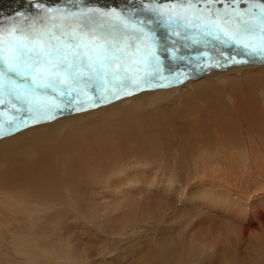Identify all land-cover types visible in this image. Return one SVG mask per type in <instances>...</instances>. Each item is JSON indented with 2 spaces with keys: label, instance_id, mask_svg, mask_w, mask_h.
Segmentation results:
<instances>
[{
  "label": "bare ground",
  "instance_id": "1",
  "mask_svg": "<svg viewBox=\"0 0 264 264\" xmlns=\"http://www.w3.org/2000/svg\"><path fill=\"white\" fill-rule=\"evenodd\" d=\"M65 1L67 2L65 7L48 9L75 11L69 6H84L78 4L77 0ZM31 2L32 0H0V10L2 7V12L12 11L14 15H18L17 17L29 16V13L40 10V5L36 7L37 10H32ZM84 2L90 7L109 11L113 8L118 11L135 10L142 6V0H122V2L84 0ZM143 2L146 3L147 0ZM158 28L160 27L156 29ZM191 36L192 34L190 36L188 34L187 38L192 39ZM171 37L173 38L172 34L162 38L156 37L158 54L164 68L163 73L167 75H172L171 72L177 68L182 69L180 66L184 64L186 68L182 69L181 77H163L161 78V80L165 79L163 84L157 83L158 78L154 83L159 84V87L144 86L142 90L135 91L139 93L138 96H122L120 99L112 100L111 104L105 102L80 112L69 105L54 120H41L33 124L29 118V127L20 131L9 132L5 126V134L0 137V264H95L96 260L104 262L105 257L113 251L109 249L104 237V239L96 238V232L93 231L95 226L102 224L101 229L105 233L107 231L106 234L113 232L114 236H122L125 230H128H124L125 227H135L139 221L152 218L154 201L146 199L144 193H150L151 186L156 184L152 181L144 183L142 179L136 178L133 182L131 181L132 184L130 180L128 183H119L117 187L112 186L109 192L104 193L98 191L101 188L98 185L101 183L99 181L97 184V179H102L115 171L114 167L112 170L114 163L120 165V163L128 162V159L131 156L134 158L135 153L141 149H146L147 155L144 156L141 153L142 155L137 157L146 158L147 156L149 159L143 160L155 165L163 163L173 168L164 169L167 174L179 175L178 192H184V188L187 187L189 179L186 182V179L182 181V178H186L188 174L192 175V180L199 182L205 176H211V179L223 182L229 180L238 183L248 182L252 178L256 182L254 192L264 189V62L247 58L246 63H225L219 51H210L218 56L216 60L208 56V61H215L212 63L213 68L197 67L195 63L187 61L193 54L204 57V50L201 47L193 48L191 44L185 43L189 42V39L183 35L175 37L174 42ZM168 40L171 43L169 45H167ZM199 42H204V39L202 38ZM201 46L209 48L204 43ZM230 50L233 52L229 53ZM234 51L235 49H223L224 54L235 55ZM200 60L202 59L197 62ZM217 60L224 62H221L220 66H215ZM187 64L194 66L189 68ZM187 76L189 79L185 80ZM199 76H204V79L197 80ZM173 78H178L177 83L184 82L187 86L180 89L174 88L177 83H169ZM0 108L9 111L7 116L1 114L4 118L0 116V123L6 125L14 114V107L9 104L8 99H4V104L0 105ZM15 114L20 116V113ZM175 124L177 128L178 125L179 128L185 124L191 125H186L187 128L184 127L181 130L184 132L188 131V128L195 130L193 140L187 137L192 142L184 138L187 136L186 132L184 136L180 129V133L175 131L177 130ZM232 124L233 126L235 124V128ZM238 124L241 127L240 137H238ZM167 132L180 134V137L182 134V139L178 135L175 139L176 137L180 140L184 139L183 143L176 141L177 143L179 141L178 146L175 143L176 148L181 151L178 155L176 148L171 149L172 152L171 147L165 144L169 149L165 146L169 160L167 157L164 158L166 152H162L164 156L160 157L158 147L150 144L162 133L166 136ZM188 132L189 136L190 131ZM225 132L229 134L236 132V134L223 137L225 134L222 135V133ZM185 139L186 143H184ZM162 140L164 138L160 141ZM189 142L192 143L191 146ZM169 145H171L170 142ZM127 155L130 157L128 158ZM131 159H129L130 162ZM171 187L169 188L172 190ZM197 190L196 193L199 195L195 193L197 197L193 200L185 196V199L181 201L184 208L167 203L169 201L157 202L158 207L166 208L164 212H171L170 223L174 221L179 227L175 229L178 231L176 237H179L182 243L184 242V248L182 247L181 252H178L180 261L176 264H194L195 259L198 262L202 255L213 253L218 243L227 245L229 248L232 243L228 244V238L235 234L239 228H236L238 225L243 227L242 220L247 214L244 210V201L241 202L242 199L237 201L236 198L234 200L235 195L231 193L230 196L221 199L202 187ZM173 193L172 196L177 194L174 191ZM161 194H164L163 191ZM164 195L163 198H165ZM99 196L102 198L100 199ZM102 200L106 202L103 203ZM155 210L157 211V207ZM104 215L109 219L104 220ZM259 216V220L263 221L264 217ZM252 221L246 222L247 228L252 226ZM79 222L90 225V233L95 235L94 239L85 240L81 238L82 235L73 233L81 227ZM263 223L264 221L260 225ZM106 226L109 229H106ZM259 227L261 228L262 225ZM162 229L165 230V226ZM111 230L114 231L110 232ZM262 242L259 243L260 246L257 243L252 245H258V249L264 250V238ZM157 245L159 249L167 252L168 258H176L173 252H169L170 246L165 247L168 245V240ZM221 246L218 245L219 248ZM218 249L214 252L217 257ZM222 249L227 250V248H221L220 251ZM262 253L258 251L257 254L262 255ZM110 258V260L114 259ZM158 260L157 264H166L161 259ZM114 261L111 262L114 263ZM255 263L264 264V257Z\"/></svg>",
  "mask_w": 264,
  "mask_h": 264
},
{
  "label": "snow or ice",
  "instance_id": "2",
  "mask_svg": "<svg viewBox=\"0 0 264 264\" xmlns=\"http://www.w3.org/2000/svg\"><path fill=\"white\" fill-rule=\"evenodd\" d=\"M77 2L84 6L42 7L32 23L25 18V27L15 20L0 27V105L6 93L14 107L7 124L0 123V137L5 126L12 132L29 127V118L33 124L54 120L69 105L80 112L142 86L159 87L153 83L164 72L157 27L173 37L191 32L211 39L225 63L264 62V0H142L140 8L127 11Z\"/></svg>",
  "mask_w": 264,
  "mask_h": 264
},
{
  "label": "rangeland",
  "instance_id": "3",
  "mask_svg": "<svg viewBox=\"0 0 264 264\" xmlns=\"http://www.w3.org/2000/svg\"><path fill=\"white\" fill-rule=\"evenodd\" d=\"M1 1H3V0H1ZM13 1H15V0H13ZM115 2H122V0H114ZM88 3V2H87ZM30 4H32L33 5V7H32V10H37V8L36 7H38V5H40V9L43 7V8H56V7H58V6H63V7H65L66 5L65 4H67V2L65 1V0H38V2H36V3H33V2H31ZM62 7V8H63ZM79 7H83V6H78V7H74V6H69V8H71V9H74V10H78L79 9ZM38 12H39V10L37 11V12H32V13H29V16H19V17H17L18 15H14L13 13H12V11H10V12H2V7H1V10H0V26H2V27H6V26H9V25H11V23L15 20L16 22H17V25L18 26H20V27H25L26 26V24H25V18H28V23L30 24V23H32V18H35L36 16H37V14H38ZM41 15H42V13H40ZM17 18H19V19H17ZM19 21H21V22H19ZM164 30V31H163ZM166 30L167 29H165V28H162V27H160V28H158V29H156L155 28V32H157L158 34L156 35V37L157 36H160L161 38L162 37H164L165 35H167V34H170L171 35V33H169V31L167 30V32H166ZM192 34V39L189 37V38H187V39H189V42H185V43H189V44H191V46L193 47V48H197V47H201L204 51H203V54L206 56H202L203 58H206V59H202V60H200L199 62H197V60H199V59H201L202 57L201 56H198V55H194L193 54V56H191L190 57V59L187 61L188 63H195V65L197 66V67H203V66H206L207 68H209V69H212L213 67H212V63H215V61H208L209 59H208V56L209 57H212L213 59L212 60H216L217 58H218V56L215 54V53H211L212 51H216V48H217V45L214 43V41H212L211 39H208L207 40V42H199V40H202V37H200V36H198V35H195L194 33H189V36ZM165 39V38H164ZM167 39V38H166ZM171 39H173V42L176 40V38L175 37H171ZM193 39H195L196 41H198V42H196V43H194L193 42ZM163 40V39H162ZM161 40V41H162ZM170 41L168 40V44L167 45H169V44H171V43H169ZM213 42V44H211ZM184 43V44H185ZM205 44V45H207L210 49H212V50H210L209 48H207L206 46L205 47H202L201 46V44ZM181 44H183V43H181ZM215 44V45H214ZM191 47V49H193ZM158 48V47H157ZM200 48V49H201ZM205 48H207L206 50H205ZM159 49V48H158ZM200 49H199V51H200ZM225 49V48H224ZM211 51V52H210ZM201 52V51H200ZM208 52V53H207ZM229 52V51H228ZM233 51L232 50H230V52L229 53H232ZM234 52H236V50L234 51ZM193 53V52H192ZM193 58H195V59H197V60H195V59H193ZM190 61V62H189ZM207 62V63H206ZM221 62H224V61H220V63ZM211 63V64H210ZM206 64V65H205ZM208 64V65H207ZM191 65V66H190ZM192 66H194V65H192V64H187V67H189V68H191ZM209 66V67H208ZM182 69L183 68H186L185 67V65L184 64H181V66H180ZM182 69H180V68H177L175 71H172L171 73H172V75H167V74H165V73H163L162 74V76L163 77H167V78H169L170 76H177V77H181L182 75L180 74L181 73V71H182ZM204 71H205V69H203ZM179 71V72H178ZM170 73V72H169ZM182 73H184L185 74V72H182ZM187 74V73H186ZM186 79H189L188 78V76L185 78V80ZM197 80H203L204 79V76H199L198 78H196ZM165 81V79L164 80H161V78H159V81H157V83H160V84H163V82ZM154 83V82H153ZM196 83V82H195ZM167 84V83H166ZM175 86V85H174ZM179 86V87H178ZM184 86H187V84H185L184 82H182L181 84H180V82L179 83H177L176 84V86L174 87V88H177V89H180V88H182V87H184ZM142 87H144V86H142ZM176 89V90H177ZM156 90V89H155ZM173 91V90H172ZM171 91V92H172ZM170 92V93H171ZM138 92H134L132 95H130L131 97L132 96H138ZM128 97V96H127ZM130 97V98H131ZM127 100H129V99H127ZM111 104V103H110ZM9 112L8 110L6 111V109H0V112ZM157 113H159V112H157ZM188 123H190V121L188 122ZM187 123V124H188ZM178 124V123H177ZM177 124H175V129L177 128ZM187 124H185V126H183V127H181V128H179V125H178V128H177V130H175V131H180L181 129L183 130L184 129V127H186L187 128V126H191L190 124L189 125H187ZM180 125H182L181 123H180ZM187 125V126H186ZM232 126H233V124H232ZM231 126V127H232ZM234 126H235V124H234ZM233 126V127H234ZM217 127V126H216ZM216 127H214V128H216ZM237 127V126H236ZM185 128V129H186ZM209 128H211V127H209ZM235 128V127H234ZM180 129V130H179ZM194 129V128H193ZM240 129H241V127L239 126V124H238V137H240ZM181 130V131H182ZM188 131H190V135L188 136V134H189V132ZM188 131H186L185 130V132L187 133V136L186 137H184V138H186L188 141H191V140H193L192 139V137L194 136V131L195 130H190L189 128H188ZM185 132L184 131H182V134H184V136L186 135L185 134ZM170 133V132H169ZM169 133L167 132V134H166V136L162 133L160 136H157L156 138H154V142L153 141H151V143L150 144H154V146H157L158 147V149H159V156L161 157V155L162 156H164V154L162 153V152H166L165 153V159H166V157H167V159L169 160V154H168V152H167V146L166 145H168V147H171L170 148V150L171 149H175L177 146H178V143H179V141L180 142H182L183 143V140H180L179 138H181L182 137V134H181V137L179 136V138H177L176 137V139H175V136H177L176 134H173L172 132L170 133L171 135H169ZM180 133V132H179ZM233 135H232V134ZM172 134H173V136H172ZM193 134V135H192ZM225 134V135H224ZM228 134V135H227ZM235 134H236V132H230V134L229 133H227V132H225V133H222V135H224L223 137H226V136H229V137H231V136H235ZM170 136V137H169ZM167 137V138H166ZM171 137H173V138H171ZM187 137H190V139L191 140H189ZM163 139L164 138V140H162V141H160L161 139ZM183 138V137H182ZM181 138V139H182ZM167 139V140H166ZM171 139H173V140H171ZM185 139V140H186ZM239 139V138H238ZM175 140V142H173ZM177 140H179L178 141V143L176 142ZM187 140L184 142V143H186L187 142ZM157 141H158V143H157ZM166 141H168L167 143H164V142H166ZM175 144V143H177V146H176V144L175 145H173V143ZM169 142H170V144L171 145H169ZM192 142V141H191ZM190 143V142H189ZM166 144V145H165ZM192 145V143H190V146ZM165 146H166V148L167 149H165ZM172 146H174L173 148H172ZM164 147V148H163ZM169 150V149H168ZM176 150V154L178 155V154H181V151H180V149H178V148H176L175 149ZM172 151V150H171ZM177 151H179V152H177ZM136 152V149H135V151H134V153ZM173 152V151H172ZM143 154L144 156L145 155H147V153H146V149H144V150H139V152L137 151L136 153H135V155H134V158L131 156H128V158L129 159H131V162H130V160L128 159V158H126V159H128V162H130V164L128 163V162H123V163H120V165H117V163H114L113 164V166H112V170H113V167H114V169L116 168V170L115 171H113L112 173H110V174H108L107 176H105L104 178L102 177V179L101 178H99V179H97L98 181H97V184H99V181H100V185H98V187H101L98 191H103L104 193L106 192V191H108V190H110V187L112 188V186H114V187H117L118 185H119V183L121 184V183H128V181L130 180V182L132 181L133 182V180H136V178L137 179H142V181L145 183V182H149V181H152V182H155V186H151V188L150 189H152L151 190V192L150 193H144V197H145V195H146V199H149V201L151 200V201H154V203H152L153 205H154V207H153V211H152V218H153V220H151L152 218L150 217V219H148V220H141V221H139L137 224V226H135V227H125L124 228V230L125 229H128V230H125V233H124V235H122V236H119V235H116V236H114V235H112L113 234V232L112 231H114V230H111L110 232H112V234L111 233H108V234H106L107 233V231H106V233L105 232H103V230L101 229L102 228V224L101 225H99L98 227H99V229H101V230H99L98 229V227L97 226H95V228H94V232H96V238H100V239H102L103 237L105 238H103L104 240H106V243H107V245H108V247H109V249L110 250H112L113 252L112 253H109L108 255H107V257H105V260H104V262H102L101 260H96L95 261V264H104V263H108V264H110V263H112L114 260V263H112V264H157V262L159 261L158 259H161L162 261H163V263H168V264H176V263H178L179 261H180V257L178 256V254L181 252L180 250H182V247L184 248V242L182 243L181 241H180V238L179 237H176V235H177V233H178V231H176L177 229H179V227H178V225L177 224H175V222L173 221V223L175 224H173V223H170L171 222V220H172V214H171V212H164V210L166 209L164 206H161V207H158L159 205V203H157V202H163V201H169V202H167V203H170V204H173L174 206H177L178 208L180 207V208H184V206H183V204H181V201H183V199H185V196H186V198L189 196L190 197V199H192L193 200V198L194 197H197L199 194L198 193H196V191H198L197 189L199 188V187H202V188H204V189H206L207 190V192H210V193H212L213 195H215V196H218V197H220L221 199H223L224 197H226V196H230L231 194L234 196V200H235V198H236V200L238 201V199L240 200V199H242L241 200V202H243L244 204H245V211L247 212V214H246V217L242 220V226L245 228H243V227H241L240 225H238L236 228H238V230H239V233L237 234V232H238V230H236V232H235V236L233 235V236H231V237H229L228 238V244L230 245V243H232L230 246H229V248L232 246L233 247V249H229L228 247H227V245H224V244H221V245H223V246H221L219 243H218V245H219V247L221 246V248H227V250H221L222 252H224L223 254H222V252L220 251V249L221 248H219L218 247V245L217 246H215L216 247V249L215 250H217L218 248V250L221 252V254H220V252L219 251H216L217 253H218V257L214 254V252H215V250H214V252L213 253H208V254H210L211 255V257H209V256H206V255H208V254H206V255H202V257H200V260L198 261V262H196V259L193 261V263L194 264H250L253 260H254V262H252L251 264H254L257 260L259 261V259H263V257H264V250H262V249H258L257 247H258V245H252V244H256L257 242L256 241H258V243L257 244H259L260 242L261 243H263L262 242V239L264 238V223L263 224H261L262 225V227L260 228L259 226H261L260 225V223L261 222H263L264 221V219H263V221H260L259 220V218H260V216L259 215H262L263 217H264V189H261V191L260 192H254V189H255V184H256V182H254L253 180H252V178H250L251 180H249L248 182H244V181H241V182H231V181H229V180H226L225 182H223V181H221V180H217V179H211L212 177L211 176H205V177H203L204 179V181L203 180H200L201 182H199V181H194V180H192V175L191 174H188L187 176H186V178H182V181H184L185 179V181L186 182H188L187 181V179H189V182L187 183V187H185L184 188V192L183 191H181V192H178V185H180V184H178V183H180V178L178 177L179 175L178 174H173V173H166V169H171L172 167H169V166H167V165H164L163 163H158L157 165H155V164H151L150 162H148L147 160V163H146V161L145 160H143V159H147L148 157L146 156V158H143L142 156H140V157H137V155L139 156L140 154ZM132 154V153H131ZM141 154V155H142ZM166 155H168V156H166ZM126 156V157H127ZM139 158H141V159H139ZM149 159V158H148ZM145 162H143V161ZM126 161V160H125ZM165 161H167V160H165ZM164 161V162H165ZM133 162V163H132ZM167 162H170V161H167ZM175 162V161H174ZM123 164V165H122ZM160 164V166H158ZM177 164H178V162H177ZM150 165H152V166H150ZM116 166V167H115ZM120 166V167H119ZM143 166H144V168H143ZM117 167H118V169H117ZM152 168V169H151ZM164 168H166V169H164ZM155 169V170H154ZM173 169V168H172ZM143 170V171H142ZM185 171H188V170H186V169H184ZM138 172V173H137ZM127 173V174H126ZM144 175V176H143ZM147 175V176H146ZM121 176H123V177H121ZM169 176V177H168ZM175 176H177V177H175ZM107 177V178H106ZM168 177V178H167ZM190 177V178H189ZM126 178H127V181H126ZM135 178V179H134ZM150 178V179H149ZM173 178V179H172ZM101 179V180H100ZM172 179V180H171ZM176 179V180H175ZM208 179H209V181H208ZM167 180H169V181H167ZM126 181V182H125ZM167 181V182H166ZM191 181V182H190ZM219 183V184H216L217 182ZM132 182H131V184H132ZM171 182V183H170ZM172 182H174L173 184H172ZM251 182V183H250ZM253 182V183H252ZM165 183H166V185H165ZM224 183V184H223ZM139 184H141V182H139ZM171 184V185H170ZM227 184V185H226ZM250 184V185H249ZM253 184V185H252ZM164 185V186H163ZM196 185V186H195ZM199 185V186H198ZM202 185V186H201ZM216 185V186H215ZM252 185V186H251ZM170 186H172L171 188H172V190L169 188ZM178 186V187H177ZM126 187V186H125ZM150 187V186H149ZM193 187V188H192ZM206 187V188H205ZM250 187H251V189H250ZM252 187H253V190H252ZM122 188H124L123 186H122ZM163 188H165L166 189V191H164V190H162ZM173 188H174V190H173ZM207 188H209V190L207 189ZM159 189V190H158ZM163 191V193L165 194H163L164 195V197L165 198H163V195L161 194L162 193V191ZM201 190V189H200ZM242 190V191H241ZM252 192H251V191ZM173 191L174 192H176L177 194H175V195H173L172 196V193H173ZM235 191V192H234ZM109 192V191H108ZM167 192V193H166ZM206 192V193H207ZM219 192H221V194L219 193ZM240 192V193H239ZM247 192H249V193H247ZM132 193V192H131ZM197 194V196H196V194ZM216 193V194H215ZM231 193V194H230ZM244 195H243V194ZM98 194V193H97ZM161 194V195H160ZM174 194V193H173ZM179 194H182V195H180L179 196ZM217 194H219V195H217ZM237 194V195H236ZM251 194H253V195H251ZM167 195V196H166ZM240 195V196H239ZM239 196V197H238ZM171 197V198H170ZM176 197V198H175ZM242 197V198H241ZM244 197V198H243ZM99 198L101 199L102 197L101 196H99ZM154 198V199H153ZM172 198L174 199L173 201H172ZM168 199V200H167ZM170 199V200H169ZM175 199H176V201H178V203H175L176 201H175ZM156 200H158V201H156ZM249 200V201H248ZM172 201V202H171ZM102 202L103 203H105L106 201L105 200H102ZM101 202V203H102ZM174 202V203H173ZM150 203V202H149ZM164 203H166V202H164ZM249 203V204H248ZM180 204V205H179ZM247 205V206H246ZM157 207V211L155 210V208ZM164 207V208H163ZM161 208V209H160ZM159 209V210H158ZM248 209V210H247ZM163 212H162V211ZM154 211H155V216H153V214H154ZM100 212V211H99ZM260 213V214H259ZM164 214V215H163ZM256 214H257V216H256ZM99 214H97V216H98ZM105 216V215H104ZM158 216V217H157ZM107 217V218H106ZM170 217H171V219H170ZM230 217H232V216H230ZM229 217V218H230ZM256 217L258 218V219H256ZM107 219H109L108 218V216H105V218H104V220H107ZM249 219H250V221H252L253 222V224H252V226L251 227H249V228H247V223L248 222H250L249 221ZM151 220V221H150ZM256 220V221H255ZM259 220V221H258ZM143 221V222H142ZM158 221V222H157ZM98 222H101L100 220H98ZM97 222V223H98ZM247 222V223H246ZM258 222H260V223H258ZM96 223V224H97ZM79 224L81 225V227L79 228L78 227V233H77V231L75 230L73 233L74 234H80V235H82V237L81 238H83V239H85V240H87V239H94L95 238V235L93 236L92 235V232L90 233V229H91V227H90V225H83L81 222H79ZM99 224V223H98ZM108 225V224H107ZM177 225V226H176ZM101 226V227H100ZM165 226V230H163L162 228ZM98 230H97V229ZM108 227L106 226V229H107ZM132 228V229H131ZM167 228V229H166ZM243 229V231L245 232H243L242 231V229ZM254 228V229H253ZM84 229V231H82ZM104 229V228H103ZM109 229V228H108ZM176 229V230H175ZM247 229V230H246ZM122 230H123V228H122ZM123 230V231H124ZM81 231H82V233H81ZM123 231H120V232H123ZM161 231H162V233H161ZM102 234V235H101ZM161 234V235H160ZM174 234V235H173ZM243 235V236H241V235ZM263 234V235H262ZM104 235V236H103ZM107 235H109V237L107 236ZM112 235V236H111ZM254 235H255V238H254ZM261 235V236H260ZM98 236H101V237H98ZM118 236V237H117ZM214 236H215V234H214ZM263 236V237H262ZM114 237V238H113ZM239 237H241V239H237V238ZM106 238H108V239H106ZM112 238V239H111ZM162 238V239H161ZM171 238V239H170ZM244 238V239H243ZM170 239V240H169ZM108 240H109V242H108ZM168 240V245L167 246H165L166 248L168 247V246H170V247H168V250H169V252H173L174 253V258L176 259H172V258H168V254H167V252L166 251H164V250H162L161 248L159 249V245H157V243H160V242H166ZM175 240V241H174ZM243 240V241H242ZM172 242V243H171ZM238 244H239V246H238ZM250 244V245H249ZM234 245V246H233ZM261 244H259V246H260ZM101 246V245H100ZM158 246V247H157ZM254 246H256V247H254ZM99 247V246H98ZM218 247V248H217ZM236 247V248H235ZM94 248H97V247H95L94 246ZM234 248H235V250H234ZM245 248V249H244ZM252 250H251V249ZM109 249H108V251H109ZM172 249V250H171ZM178 249V250H177ZM229 249V250H228ZM241 249V250H240ZM257 249V250H256ZM145 250V251H144ZM161 252H159V251ZM166 252V253H163V252ZM230 253H229V252ZM248 251V252H247ZM258 251H259V253H260V251H261V253H262V251H263V253H262V255L260 256L259 254H257L258 253ZM95 252V251H94ZM179 252V253H178ZM226 252V253H225ZM123 253H124V255H123ZM127 253H128V255H127ZM150 253H151V255H150ZM130 254V255H129ZM140 254V255H139ZM167 254V255H166ZM214 254V255H213ZM225 254H227L228 256H226ZM230 254V255H229ZM146 255V256H145ZM148 255V256H147ZM212 255L214 256V257H212ZM246 255V256H245ZM257 255V256H256ZM123 256L125 257L124 259H123ZM156 256H157V258H156ZM159 256V257H158ZM172 256V255H171ZM215 256H216V258H215ZM255 256V257H254ZM110 257H112V258H114L113 260H110L111 258ZM130 257V258H129ZM143 257V258H142ZM147 257V258H146ZM150 257V258H149ZM163 257V258H162ZM178 257V258H177ZM240 257V258H239ZM253 257H254V259H253ZM110 258V259H109ZM242 258V259H241ZM108 259V260H107ZM184 259H187V257H184ZM129 260V261H128ZM144 260V261H143ZM147 260V261H146ZM112 261V262H111ZM140 261V262H139ZM146 261V262H145ZM196 262V263H195ZM204 262V263H203ZM256 264V263H255Z\"/></svg>",
  "mask_w": 264,
  "mask_h": 264
},
{
  "label": "water",
  "instance_id": "4",
  "mask_svg": "<svg viewBox=\"0 0 264 264\" xmlns=\"http://www.w3.org/2000/svg\"><path fill=\"white\" fill-rule=\"evenodd\" d=\"M4 99H8V96H7V94L5 93L4 94ZM4 113V112H3ZM2 114V113H1ZM5 114V113H4Z\"/></svg>",
  "mask_w": 264,
  "mask_h": 264
}]
</instances>
